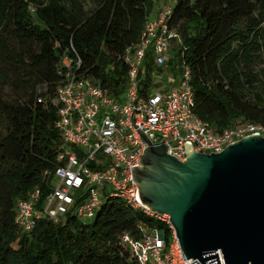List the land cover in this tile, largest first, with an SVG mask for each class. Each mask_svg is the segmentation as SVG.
Listing matches in <instances>:
<instances>
[{"label": "trees", "instance_id": "1", "mask_svg": "<svg viewBox=\"0 0 264 264\" xmlns=\"http://www.w3.org/2000/svg\"><path fill=\"white\" fill-rule=\"evenodd\" d=\"M0 0V264H140L121 236L139 224L163 231L169 223L120 198L104 200L90 222L68 215L42 219L31 230L17 223L18 204L42 187L63 143L53 105L63 58L79 55L85 75L119 98L128 86V47L139 42L159 0ZM158 12V11H157ZM156 12V13H157ZM168 25L179 34L163 66L148 51L140 91L151 73L182 65L191 73L195 113L215 130L243 121L264 125V0H177ZM4 87L14 90L6 96ZM40 98L43 101H40Z\"/></svg>", "mask_w": 264, "mask_h": 264}, {"label": "built area", "instance_id": "2", "mask_svg": "<svg viewBox=\"0 0 264 264\" xmlns=\"http://www.w3.org/2000/svg\"><path fill=\"white\" fill-rule=\"evenodd\" d=\"M171 11V5L161 7L145 24L139 42L127 48L128 86L119 98L80 71L83 60L79 55L75 61L68 55L63 58L60 73L64 77L52 98L63 143L57 166L44 171L50 190L46 199H42V187H37L19 201L17 223L24 230H33L42 219L61 222L68 215L90 222L104 200L117 197L166 221L173 230L169 244L162 230L144 222L139 224L138 236L123 233L122 242L140 264H203L199 258H187L170 216L153 211L139 198L132 167L143 166L140 158L148 142L142 136L152 144L164 140L169 153L184 161L186 141L197 152H216L246 135L264 136V125L243 121L215 130L194 111L191 73L184 65L176 79L179 83L172 82L169 91L159 90L152 80L151 89L141 93L139 72L147 52L152 51L155 65L163 66L170 60L172 42L179 39L178 32L168 25ZM217 254L220 264H226L221 252Z\"/></svg>", "mask_w": 264, "mask_h": 264}, {"label": "water", "instance_id": "3", "mask_svg": "<svg viewBox=\"0 0 264 264\" xmlns=\"http://www.w3.org/2000/svg\"><path fill=\"white\" fill-rule=\"evenodd\" d=\"M142 137L144 168L132 167L139 198L170 216L187 258L220 264V251L226 264H264V136L246 135L210 153L186 141L184 161L164 140Z\"/></svg>", "mask_w": 264, "mask_h": 264}, {"label": "rangeland", "instance_id": "4", "mask_svg": "<svg viewBox=\"0 0 264 264\" xmlns=\"http://www.w3.org/2000/svg\"><path fill=\"white\" fill-rule=\"evenodd\" d=\"M177 0H159V2L156 4L154 11L150 15V17H154L156 15V12L161 9V7H168L169 5L173 6ZM87 6L88 7H93V2L92 0H86ZM259 71V75L261 78L264 80V62L260 67L257 68ZM151 78L153 79L156 87L159 90H162L163 92L169 91L171 86L176 83L178 84L179 81L174 78L173 74L171 71H164V72H153L151 73ZM175 81V82H174ZM174 82V83H172ZM4 93L6 96H12L14 94V90L10 88L4 87ZM144 168V164L140 169Z\"/></svg>", "mask_w": 264, "mask_h": 264}]
</instances>
